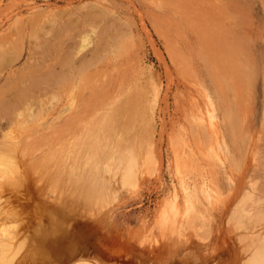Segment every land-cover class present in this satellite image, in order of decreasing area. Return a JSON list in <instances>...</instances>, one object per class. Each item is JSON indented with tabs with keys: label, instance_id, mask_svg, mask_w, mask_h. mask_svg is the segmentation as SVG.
<instances>
[{
	"label": "rangeland",
	"instance_id": "obj_1",
	"mask_svg": "<svg viewBox=\"0 0 264 264\" xmlns=\"http://www.w3.org/2000/svg\"><path fill=\"white\" fill-rule=\"evenodd\" d=\"M84 33L91 41L77 53ZM53 36L62 42L61 52L68 50L72 57L90 63L92 69L87 73L92 74V83L54 86L46 94L47 107L40 108L38 119L24 124L14 120L1 123L0 142H14L9 145H14L11 154L19 171L22 168V179L34 190L32 194L41 196L43 192L42 197L49 196L48 200L53 196L56 200L51 202H57L60 214L84 216L82 224L92 227L87 228L86 238L92 236L100 250L119 246L121 252L131 253L130 248L135 247L132 252L139 256L136 247L147 245L159 252L165 250L172 259L178 255L183 259L180 264H242L249 250L244 247V230L233 217L234 211L243 204L253 216L264 213V0H0V56L11 46L20 54L10 69L30 62L39 43ZM204 42L213 48L208 50ZM117 43L126 44L124 50H118ZM225 54L229 56L225 58ZM216 68L222 70L223 77L213 75ZM10 69L0 71V83L5 82ZM152 80L159 91L153 119H147L142 107L131 101L138 92H148ZM219 92L224 93L223 100ZM120 97H126L127 104L123 105ZM210 99L215 105L214 128L198 121L208 114ZM103 163L120 169V173L132 170L130 183L116 184V192L106 188L105 194L95 189L98 184L91 183ZM203 180L217 195L210 205L201 198L205 221L198 222L196 228H202L206 236L201 237L191 226L181 235L175 225L164 226L163 216L170 203L183 202L184 186L200 185ZM40 188L46 191L40 192ZM9 190L2 192L4 200L0 202L2 207L10 201L9 219L30 217L31 211L20 209L18 190ZM100 196L102 200H97ZM4 216L1 211L0 219ZM42 225L38 230L51 231L48 219ZM262 225H256L255 230ZM102 234L108 241L97 237ZM44 239L43 235L37 238L38 246ZM82 240L88 244L87 239ZM68 248H53L54 258L65 260ZM133 254L129 258L136 260ZM142 261L155 263L147 258Z\"/></svg>",
	"mask_w": 264,
	"mask_h": 264
},
{
	"label": "bare ground",
	"instance_id": "obj_2",
	"mask_svg": "<svg viewBox=\"0 0 264 264\" xmlns=\"http://www.w3.org/2000/svg\"><path fill=\"white\" fill-rule=\"evenodd\" d=\"M187 6H188V4H187ZM49 31L51 32L52 30H49ZM210 32H211V30H210ZM211 33H215V32H211ZM206 36H208V35H206ZM51 38H52V36H51ZM54 38L51 39V40H48V38H46V40L45 41L43 40L42 43L39 41L40 42L39 45H38V49L39 50H37L35 53L33 52V56H34L33 59L31 58V61L30 62H26L25 64H23V65H21L19 67L10 69V67H12L11 65H13L15 63L16 59L20 55V54L17 55L18 53H16L17 51L15 50V48L13 46H11L10 50L7 51L6 54L1 55L2 57L0 56V71L2 69H5V68H9L11 70V73L9 74V76L7 77V79L4 80L5 82L4 83H0V125H1V123L3 121H9V120L10 121L11 120H14V121H17L18 123H23L24 124L26 122H29V121L32 122V121L38 119L37 117L39 115L40 108H43L44 109L45 107H47V106L44 105L45 97L47 96L46 94L48 92L50 93L51 90H52V88L54 86H57V85L65 86L67 84V82H75L76 83L78 81H81L82 83L81 82L80 83L85 85V84H89L92 81V76H91L92 74L89 75L87 73L88 69L91 68L89 66L90 63L88 64V63L82 61L81 59H78V58H76L74 56L72 57L71 55H69L70 53L68 52V50H63L62 51L63 53H62L61 52V50H62V42L60 41L59 38H55V39ZM35 39H37V38H35ZM80 39H81V41H80V45L78 46L79 49H77L78 50L77 53H80L81 50L83 49V47L85 45H88L90 43V41H91L90 40V37H89V35L87 33H84L81 36ZM210 40H213L211 38V36H210ZM117 44L119 45V43H117ZM123 44L122 45L120 44L119 46L116 45V46H118V50H120V51H122V49L124 50V48L126 47V44H124L125 47H124ZM13 45L16 46V43L13 44ZM204 45L208 47V50L209 49L211 50L213 48V46L209 42H206V43L204 42ZM31 46H33V45H31ZM12 47L14 48L13 51H15V52L12 51ZM19 47H21V46H19ZM2 48L4 50V46ZM7 49H9V48L7 47ZM28 49H30V48L28 47ZM97 50H98V48H97ZM18 51H19V49H18ZM9 52H12L13 54H10ZM116 52H118V51H116ZM223 55L224 54H222V56ZM233 55H235V54H233ZM227 56H229V54ZM227 56L225 54L224 57L226 58ZM232 57L230 59L231 61H232ZM96 59H98V58H96ZM92 60L93 59L88 60V61H92ZM98 61H97V63H98ZM96 64L93 63V65H95V66H96ZM220 65H221V61H220ZM223 66H224V63H223ZM220 69H221V67H220ZM220 69L216 68L214 71H212L213 72V75H215L217 77H220V76L223 77V75L220 73L222 70L220 71ZM227 69H228V67H227ZM247 73H249V72H247ZM226 77H227V75H226ZM70 80H74V81H70ZM145 80H147V79H145ZM216 80H217V78H216ZM227 80H229V78ZM231 81H233V80H231ZM239 82H241V81H239ZM219 83H221V82H219ZM233 83H235V82H233ZM150 84H151V89H149L148 92H143L141 94H138L140 92L137 91L138 93L134 96V100L131 101V102H133L134 104L137 102L138 105H140L142 107V114H143L144 117L147 118L149 116L150 119H153V112H154V108H155V106L157 104V98H158L159 88H158V84L156 82H154L153 80L151 81ZM223 84L224 83H222L221 85H223ZM242 84H243V82H242ZM141 85H140V87H141ZM144 85H145V83H144ZM218 85H220V84H218ZM229 85H228V87H230ZM70 86H71V84H70ZM98 86H99V84H98ZM98 86L96 85V87H98ZM146 86H148L147 83H146ZM234 86H238V85H234ZM222 88H220V89H222ZM229 89L231 91H233L231 89V87ZM238 89L240 90V87H238ZM223 90H220V91H223ZM104 92H105V90H104ZM223 94L224 93L219 92L218 96H219V99L220 100H223L224 99L223 98V96H224ZM99 95H101V96L104 97L106 94H102L101 93ZM107 97L110 98V96H107ZM112 97H114V96H112ZM124 98H126V97H120L119 98V101H123V105L127 104V99L124 100ZM110 99L112 100L113 98H110ZM46 102H48V101H46ZM106 102H107V100H106ZM224 102H225V100H224ZM220 103H221V101H220ZM209 104H210L209 106L211 108L208 110V114L204 118L203 117H199L198 121L203 126H211V127L214 128V126H215V123H214V121H215V115H214L215 105H214V102L211 99L209 101ZM240 105H239V107H240ZM40 106H42V107H40ZM137 109H138V107H137ZM139 109H140V107H139ZM113 110H115V112H116V108H114ZM118 111L121 112V110H118ZM127 112L130 113L129 111H127ZM112 113H114V112H112ZM112 113H111V116H112ZM125 115H126V113H125ZM121 116H123V115H121ZM230 116H231V114H230ZM110 119H108V120H110ZM236 121H237V119H236ZM104 122H105V119H104ZM105 124H106L107 127L109 126V123L108 122H105ZM110 124H111V122H110ZM102 125H103V123H102ZM122 125H124V124H122ZM231 126H230V128L232 129ZM233 126H236V125L233 124ZM230 128H228V129H230ZM9 129H10V127H9ZM124 129H125V127H124ZM213 132H214V130H213ZM11 136H13V135H11ZM6 139H8V138H6ZM144 139H145V137H144ZM223 139H224V137H223ZM125 140H126V138H125ZM131 142H133V140ZM122 143H124V142H122ZM127 143H129L130 147L133 144V143H130L129 141ZM10 144H8V145L5 144L4 145V142L3 141L0 142V202L3 199L2 192L7 191V190L10 189L9 191H11V193H12V191H14L15 188H16L18 190V192H19V197H18L19 203L20 202L22 203L20 205L21 206L20 209L22 211H26V212H28V210H29V211H31L32 214L30 215V217H29V215H27L26 217H24L25 220L24 219H21L20 220L18 218L17 214H15L16 217L18 218V220H15L14 221V220H12L14 218H12L10 220L9 219L10 217L7 216L8 213H11V212H9V209H8V208L11 207L10 206V204H11L10 201H7L6 202L7 203L6 204L7 205V208L5 207L6 205L0 207V212L2 211L3 214L6 215V216H4L3 218L0 219V264H145L142 261V258H147L150 261L154 260L155 261L154 264H170V263L171 264H180V262L183 261V259H181L180 257H178V255H176L177 257H175L174 259H172L173 257L172 258H169V254L168 253H167V255H165L166 254V252H164L165 250H161V252H159V250H156L154 247L148 248L147 245L146 246H143V247H141L139 249H138V247H136L137 255L141 256L142 258L139 257V256H134V254H133L134 252H132V251H133V249L135 250V247L134 248H132V247L130 248L131 253L134 256V259H136V260H132V258H129L131 256L130 255L131 253L128 250H125L124 249V251L121 252V250L118 249L119 246L118 247L116 246L115 249H111L110 251H108V250H100L98 248V245L94 243L95 240H94V238L92 236L86 238V236L89 234V230L87 228H90L91 229L92 227H90V226L87 225L88 227L86 228V226H85L86 224L85 225L82 224V222L84 220H86V218L84 216L82 217V215H81V218L80 217H77L76 215H73L74 212L73 213L70 212V214H68V213H66V214H60L59 210L62 211V209L58 207L59 205L58 206L56 205L57 202H55V204H54V202H51V200L54 198L53 196H52L53 198L51 197V200H48L49 199L48 198L49 196L48 197L46 196L48 199L42 197L43 192H42V194L40 193L41 196L39 194L38 195L32 194L34 192V190H31L32 188L29 189V185L27 186V183H25L24 182V179H22L23 178V176H22L23 174H21V172H20L21 169H22L21 168L22 166L20 167L21 169L19 171V166L15 162L17 160H15V158H14L15 156H13L14 155L13 152H15V150L13 148L14 145H12V148H13L12 149L9 146ZM12 144H14V142ZM120 146H121V144H120ZM127 147H129V146H127ZM147 149H149V148H147ZM11 150H14V151L12 152ZM120 150H121L120 152H122V149H120ZM123 151H125L124 153L122 152L123 155H125V153L128 152L126 150H123ZM11 152L13 153V155L11 154ZM122 153H120V154H122ZM126 154H127V156H130V152H129V155H128V153H126ZM131 154H134V153L132 152ZM112 159H113V157H112ZM86 160H87V157H86ZM103 160H105V157H104ZM129 160H132V159H129ZM126 161H127V164L130 162V161L128 162V158L126 159ZM18 162L20 163L19 160H18ZM118 163H120V162L118 161ZM70 164L72 165V163H70ZM102 165H103L102 168H101L102 170H100V173H97V177L94 178V181H92V183H91L92 186H93V183H94V185L95 184H98L97 187H96V185L94 186L95 189H99L100 188V189H102L103 194H105L104 191H105L106 188H110L109 190H111L113 192V191H115L114 189L116 188V184L121 183V182L125 184V183L129 182V180L131 178V175H132V172H133L132 170L125 169V170H123L120 173L119 172L120 169L119 170L113 169L114 167L111 168L109 166V164H107V163H103ZM92 166L93 165H91V167ZM79 168H81V167L79 166ZM80 174H83V173H80ZM80 174H79V179L81 177ZM90 174L91 173L89 172V176H90ZM72 175L69 176L70 179H71V176ZM61 177H62V175H61ZM72 178H74V177H72ZM89 179H90V177H89ZM32 181L34 182V180H32ZM32 181H30V182H32ZM57 181H60V180L57 179ZM76 181H79V180H76ZM87 182H89V180ZM79 183H81V181ZM36 184L37 183H35L34 186ZM52 184L50 186L48 185V187H51ZM75 185H77V183ZM53 186H54V184H53ZM80 186H81V184H80ZM88 186H89V184H88ZM66 187H62V188H65L66 189ZM74 187H76V186H74ZM86 187H87V185H86ZM213 188L207 183L206 180H203L200 185H197L196 183H194L193 185H186V186H184V199H183V202L180 203V202H174L173 201V202L170 203L168 210L165 211L164 216H163L164 226H167L168 224H171L172 226L175 225L176 226L175 228H177V232L180 235H181V233L183 232V230L187 226H191L192 228L194 227L196 229L197 233L201 237H205L206 234H205V232L202 231V228L200 229V227L199 228H196V227H198L197 226L199 224L198 222H200V223L203 224L204 221H205L204 211L202 210V200H201V198L206 202L207 205H210L215 200H217L216 191ZM40 189H38V190H40ZM70 189H71V187H70ZM42 190H43V188L40 190V192ZM106 190H108V189H106ZM43 191L45 192L46 190L44 189ZM93 191L94 190L92 188V192ZM69 192H71V191H69ZM95 192H97V190H95L93 193H95ZM102 192H100V194ZM11 193H9V196L11 195ZM79 193L80 192H78L77 195ZM98 194H99V192H98ZM47 195H49V194H47ZM91 195H90V197H91ZM96 196H99V195H96ZM60 197H62V196H60ZM101 197L102 196H100V198L98 197L97 200H99V199L102 200ZM10 198H11V196H10ZM10 198H9V200H10ZM61 199L63 200V197ZM76 199L79 200L80 197L79 198L77 197ZM16 200H17V198H16ZM53 200H56V199H53ZM58 200H59V198H58ZM64 200L67 201V199H64ZM85 200H88V199H85ZM91 201H93V200H91ZM99 202H101V201H99ZM66 204H67V202H66ZM179 205H181V206H179ZM88 206H86V208H88ZM16 207H18V206H16ZM23 207H26V208L28 207L29 209L24 210ZM5 208H6V210H5ZM205 208H207V207H205ZM16 210L17 209H15V211ZM204 210H207V209H204ZM15 211L13 213H15ZM17 212H19V211L17 210ZM21 215H24V214L22 213ZM78 216H80V215H78ZM20 217H23V216H20ZM233 217L240 223L241 228L244 230V231L242 230L243 233H244V234L242 233L243 234V239L245 241V246L244 247L249 250V256H248V258L243 263L244 264H264V229L262 227L264 225L260 226V229H256L255 230V226L256 225L258 226V225L264 224V213L260 212V213H258V215L253 216L247 210H245V208L243 207V204H240L235 209L234 214H233ZM17 218H15V219H17ZM44 219H48L50 221V226L49 227L52 228L51 231H45V230H43V231L41 230L40 231V230H38L40 226H43L44 225V224L42 225V223L44 222ZM95 227H93V228H95ZM100 231H102V230H100ZM170 231H173V230H170ZM165 232H166V230H165ZM188 233H189V230H188ZM191 234H193V233H191ZM40 235H43L45 237V239L43 241L44 244L42 246H38V243H37V238ZM187 235H188L187 237L190 239V237H189L190 234H187ZM195 236H194V238H195ZM97 237L99 239L103 237V238H105L106 241H108L107 238H106V236L103 235V234L101 236L98 235ZM83 238L85 240L86 239L88 240V244L87 245L84 244L85 242H83V240H82ZM181 239H182V237H181ZM243 239L241 238V240H243ZM65 240L68 241V242H66V244H64V241ZM119 242H120V240H119ZM154 242L153 243L150 242V243L154 244ZM187 242H188V240H187ZM113 243H114V241H113ZM122 244L123 243H120L119 245H122ZM187 244H189V243H186V246H187ZM60 245H62V246L64 245V246L69 247L67 249V251L68 250L69 251L66 254L67 256H66L65 260H59V259L54 258L52 249L55 248L56 246H60ZM116 245H118V243ZM132 245H134V244H132ZM197 245H199V244H197ZM122 246H125V245H122ZM127 247H129V245ZM199 247H197L198 250H200V249L202 250L203 249L202 247H204V246H202L200 249H199ZM174 249H176V248H174ZM188 249L191 250L192 248L191 249L188 248ZM238 249H239V247H238ZM202 253L200 255H202ZM205 256H206V254H205ZM170 259H172V260H170ZM177 259H178V261H177ZM168 260H169V262H168ZM166 262H168V263H166Z\"/></svg>",
	"mask_w": 264,
	"mask_h": 264
}]
</instances>
